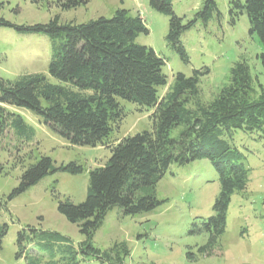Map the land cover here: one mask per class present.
I'll return each mask as SVG.
<instances>
[{
  "label": "trees",
  "instance_id": "16d2710c",
  "mask_svg": "<svg viewBox=\"0 0 264 264\" xmlns=\"http://www.w3.org/2000/svg\"><path fill=\"white\" fill-rule=\"evenodd\" d=\"M89 1L57 0V5L65 11L86 6ZM172 1L149 0V7L168 17L166 44L187 63L180 41L183 32L197 23L206 27L220 14L215 0H200L201 8L194 18L183 22L173 12ZM228 14L231 25L240 15L246 16L248 33L256 35L263 47L259 58L264 67V0H230ZM59 19L57 15L46 24L16 26L0 18V27L20 34H42L50 40L52 57L47 73L55 80L51 82L42 74H24L15 80L0 78V145L6 141L19 148L34 138L33 129L8 109L14 107L32 112L70 145L106 147L111 155L103 166L89 171L83 202L57 198V212L77 225L84 241L75 246L58 232L27 226L17 233L16 258L25 256L24 264H81L88 259L125 264L129 250L124 243L105 251L93 244L94 233L107 212L118 208L124 216H135L154 210L161 204L156 185L169 166L204 159L216 171L220 190L212 216L200 225L193 223L188 233L209 237L199 249L209 255L225 231L231 196L245 193L248 183L244 155L232 144V138L238 131L264 133L261 85L257 94L248 65L239 61L230 69L227 84L209 102L202 101L199 89L200 77L208 73L207 69L194 71L190 77L176 73L172 86L160 98L159 89L167 84L162 72L166 62L151 48L136 43L139 35L148 34L139 15L118 9L110 18L82 24H62ZM119 101L152 110V131L111 143L125 117ZM56 171L79 174L83 169L75 163L55 168L49 157L41 156L24 170L7 200ZM5 204L0 201V209ZM6 232L7 226L0 224V243Z\"/></svg>",
  "mask_w": 264,
  "mask_h": 264
},
{
  "label": "rangeland",
  "instance_id": "374dc122",
  "mask_svg": "<svg viewBox=\"0 0 264 264\" xmlns=\"http://www.w3.org/2000/svg\"><path fill=\"white\" fill-rule=\"evenodd\" d=\"M243 2L244 0H239ZM219 17L214 16L203 27L183 32L180 41L188 62L166 44L168 17L149 7V0H90L86 6L62 11L57 0H0V18L16 26L46 24L55 16L64 24L86 23L100 17L110 18L118 9L139 15L148 34L137 37L136 43L151 48L165 59L162 69L167 78L159 89L160 98L173 84V76L186 77L194 71L207 74L200 77L199 89L203 102L211 101L227 84L230 69L245 61L254 80L256 93L264 92V67L259 55L263 47L256 35L248 33L246 16L240 15L231 25L228 14L230 0H215ZM200 0H173L172 9L183 22L194 18L201 8ZM52 57L50 40L42 34H20L0 27V78L15 80L24 74H42L51 82L47 67ZM125 111L119 129L111 143L135 134L152 131V110L119 101ZM21 116L34 131V138L21 147L0 145V224L7 226L0 243V264H24L25 256L17 259V233L27 226L58 232L72 243L84 241L76 224L69 223L57 212V198H69L74 204L85 200L89 171L103 166L111 152L106 147L74 146L40 122L32 112L8 108ZM180 128L173 131L176 136ZM232 144L244 155L248 170L245 193H234L226 212L224 233L209 255L199 249L205 246L206 234L190 235L193 223L200 225L212 216V207L219 194L216 171L208 160H196L184 166L171 164L156 185V198L161 202L154 210L135 216H124L118 208L107 212L95 231V248L105 251L114 244L124 243L129 250L125 264H264V133L236 132ZM51 159L55 168L75 163L82 167L79 174L56 171L36 185L7 200L17 188L24 170L39 157ZM81 264H100L88 259Z\"/></svg>",
  "mask_w": 264,
  "mask_h": 264
}]
</instances>
